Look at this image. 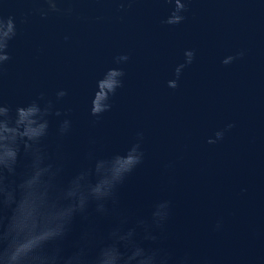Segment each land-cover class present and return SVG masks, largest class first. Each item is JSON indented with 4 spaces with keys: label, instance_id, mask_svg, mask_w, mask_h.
Masks as SVG:
<instances>
[{
    "label": "water",
    "instance_id": "water-1",
    "mask_svg": "<svg viewBox=\"0 0 264 264\" xmlns=\"http://www.w3.org/2000/svg\"><path fill=\"white\" fill-rule=\"evenodd\" d=\"M73 6L83 19L32 16L20 24L29 0H0V12L16 17L18 27L0 80L4 101L15 106L40 93L54 99L56 91L67 92L58 105L70 109L73 122L63 140L65 181L87 163L89 137L98 142L97 156H108L142 132L146 161L119 190L129 223L166 197L174 205L168 246L189 248L210 264H264V0H190L178 25L162 23L171 9L164 0H137L123 15L111 0ZM186 49L195 58L171 89L167 81ZM240 50L242 58L221 63ZM121 54L128 62L114 64ZM112 67L123 69V87L111 111L93 123L96 81ZM64 118H49L50 151ZM229 123L235 126L223 140L207 143ZM167 162L174 164L169 172ZM88 213L102 234L115 222L97 217L94 205ZM218 219L219 232L213 230ZM86 225L74 218L66 253Z\"/></svg>",
    "mask_w": 264,
    "mask_h": 264
},
{
    "label": "clouds",
    "instance_id": "clouds-1",
    "mask_svg": "<svg viewBox=\"0 0 264 264\" xmlns=\"http://www.w3.org/2000/svg\"><path fill=\"white\" fill-rule=\"evenodd\" d=\"M32 7L20 17L25 24L32 16L47 20L52 16L83 19L73 6L77 0H29ZM115 11L127 14L137 0H111ZM190 0H164L171 5L162 23L181 24ZM99 19V17H97ZM18 35L17 19L0 12V80L5 65L12 59L10 46ZM68 37L65 36V40ZM245 55L243 50L226 56L221 63L229 65ZM184 61L178 64L167 87L175 89L182 70L190 65L195 52L186 49ZM129 56L114 57L113 63H127ZM125 73L121 67L107 69L96 81L89 115L93 123L112 109V98L123 87ZM67 92L56 91L55 98L40 93L24 104L10 105L0 94V264H210L189 248L176 250L165 242L169 239L168 224L173 216L171 199L162 197L150 207L147 217L139 216L130 224L129 213L121 208L119 190L146 161L144 135L137 132L134 140L123 152L97 156L98 142L88 139L87 161L68 180L63 177L69 159L63 140L73 127L67 118L70 109L58 107ZM59 121L57 142L50 151L49 118ZM235 125L229 123L207 140L215 144L223 140ZM173 162L163 165L169 172ZM94 205L97 217H112L114 223L106 233L98 231L95 219L89 217L88 208ZM80 216L87 221L79 239L65 252L64 241L73 220ZM223 229V220L213 225L214 231ZM145 242H148L147 245Z\"/></svg>",
    "mask_w": 264,
    "mask_h": 264
}]
</instances>
